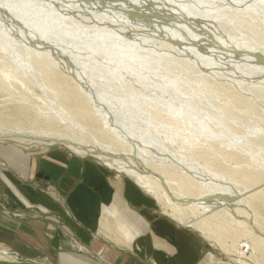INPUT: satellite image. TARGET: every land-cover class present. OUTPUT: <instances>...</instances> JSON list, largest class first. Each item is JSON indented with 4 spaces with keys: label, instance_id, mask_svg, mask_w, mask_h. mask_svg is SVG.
<instances>
[{
    "label": "rangeland",
    "instance_id": "1",
    "mask_svg": "<svg viewBox=\"0 0 264 264\" xmlns=\"http://www.w3.org/2000/svg\"><path fill=\"white\" fill-rule=\"evenodd\" d=\"M208 1L214 8L212 12L221 14L215 10H219L223 6L238 5L242 7L252 0ZM222 13L224 15L229 14V12ZM158 15L152 14V16ZM89 24L91 23L89 22ZM233 27L238 28L240 25L236 23ZM257 36L261 37L259 43L263 44L264 47V35ZM30 48L39 51H52L60 57H64L65 61H71L64 51L56 48V44H46L44 37L37 35L36 30L28 32L19 30L1 34L0 60L2 57H6L9 63L20 67L21 72L17 71L12 73L14 75L8 76L4 66L0 68V126L26 128L27 130H52L71 135L76 139H83L85 143L90 145L101 142L114 154H124L126 149L129 150V154L133 158L135 157L134 159L137 161L143 155L140 151L155 157L164 155L168 151L173 153L172 148H175V150L180 151V153H175L177 159L179 157L181 161H187V163L184 161L186 164L181 162L182 165L199 167L202 166V163H206L208 168L213 171V174L209 173L212 177H216L217 174H224L237 185V189L234 187L236 190L245 189L260 180L264 182V134H262L264 133V78L258 83L263 88L261 91L257 87L247 89L236 86L237 90L229 80L224 81L222 78V80L219 78L216 80L215 77L214 81L213 77L207 76L210 84L218 87L221 91L220 98L216 95L214 97L206 96L203 94L202 88L197 91L189 84L182 88L169 89L172 94L181 93L186 99H192L193 104L196 103L199 106L197 108L204 106L208 108V111L202 113L201 117L209 123L210 129L199 131L198 137L200 139L188 143L186 141L188 138H183L181 135L174 133L171 137L164 135L162 120L151 119L148 121L144 119L133 108V105H127L125 108L124 103L126 102L118 94L119 89L106 88L101 84L104 81L100 76L102 71L97 74L91 73L92 76L86 77V81L80 77L79 84L78 81L76 83L81 90L83 87L86 92L82 90L84 94H79L75 86L76 83L71 80L74 77H70L66 69H56L55 74H47L49 76L47 81L53 82L51 86L58 93L56 94L46 82L47 75L44 78V75L41 74L43 73L42 70L36 67L34 60L28 54ZM3 53L7 56H4ZM238 57L243 60L242 56L239 55ZM29 59H32V69H29ZM1 63L0 61V65ZM260 67L264 68V65L261 63ZM60 69L64 71V74ZM69 73L72 75L71 71ZM160 73L163 77L165 75L171 78L174 71L170 72L172 74L164 71ZM84 75L87 74L84 72ZM126 76L128 78L129 74ZM193 77L191 76V78ZM183 78L186 79V77ZM112 81L115 83V80ZM131 86L130 89H133ZM228 93L230 94L228 95ZM122 94L129 95V91H122ZM243 98H245V102H240L241 104L237 102ZM248 100L252 101V104H256L253 105L255 107L251 112H249L247 104L244 106ZM155 104L151 102L150 107L152 108ZM117 107L124 108V111L120 112L127 114V119L129 115L131 117L127 120L128 124H125V121L121 124L124 128L119 130L123 129L128 134L131 131L133 137L129 136V138H122L121 140L118 136L109 133V127L105 124V118L101 112L102 110L109 111L114 123H118L117 114L111 113L112 111L117 112ZM228 107H231L230 113L223 114L222 109L228 111ZM235 107L239 108L236 109ZM190 108L193 110L191 105ZM209 110L224 121H230L228 123L232 125L233 129L228 130L222 127L223 130L220 126L219 128V124L214 123L216 120H212L208 115L204 116L206 113H210ZM193 111L191 112L193 113ZM235 114L236 116H234ZM251 114L252 116H250ZM237 116L242 117L237 118ZM255 122H258L259 133L245 136L252 129H255L254 127L251 128ZM184 124L185 128L186 125ZM114 126L120 128L119 124H114ZM232 132L233 134H231ZM217 134L222 138L214 136H218ZM206 137L208 138L205 139ZM239 144L242 145L238 146ZM248 150L252 151L253 154ZM0 151H6L7 154V161L0 157V174L4 176L5 181H14L13 178L11 179L10 175H12L18 179L21 187L18 188L17 193L20 194L16 193L17 195L8 189L3 193L0 188V209L9 216L23 221L48 220L53 224V234L58 239L56 249L48 253L37 250L35 245L33 247L32 244H28L29 249H26L30 252L33 251L32 254L28 255H20L11 245L0 241V251L4 249L7 253L5 259L0 258V264H57L59 258L57 253L59 252L82 256L95 264H126L122 258L129 259V256L144 264H156V259H153L155 254L152 250L149 251V247L153 248L156 245L164 247L167 243L165 240H169V238H162L158 241L157 238H154V231L158 229L166 231V236L172 235L169 233L172 230H179L187 236L194 235L202 248L206 247L213 255L220 258L226 257V259L237 264H264V247L262 244L260 243V248H257L259 246L254 245L257 244L256 242L252 244V238L249 235L244 234L240 229H236L224 216L217 214V216L211 217L212 212L192 215L187 210L189 215L183 216L181 219L174 214L170 206L166 205L167 203L160 201L154 194L146 190L147 187L141 186L132 176L121 171L118 165H109L93 154L78 153L63 143L35 145L18 143L10 139H0ZM29 162L35 163L34 169L31 171L28 169V166L30 167ZM145 164L142 163V166L144 165L152 172L153 170L149 168L148 163ZM68 167L74 169L75 172H80L77 175L80 182L75 188L71 179H69L70 185L61 183L64 179L60 177L62 175L60 172H65ZM167 172L171 173L172 171L167 170ZM184 177L179 173H173L171 178L182 181ZM236 190L233 192L236 193ZM193 193L196 191L193 190ZM234 196L240 199L243 195L235 194ZM188 205V202H181L180 204L181 208ZM243 207L246 210L244 205L241 206V208ZM125 208H131L138 214H142L147 218L148 223L149 221L150 223L153 222L149 229H145V233L136 230L137 234L134 236L131 235L134 230H130L127 236L117 231L121 227H126L121 218L123 216L118 215L120 210ZM250 210L256 213L259 227H261L260 231L264 237V191L250 200ZM104 217L107 219L103 220ZM111 220L113 223L110 222ZM155 221L158 223H154ZM195 221L203 222L206 225L204 226L205 231L194 226ZM171 238L173 239V236ZM183 244H185L184 240H182V247H184ZM113 252L117 254L113 256ZM0 255H2L1 252ZM65 264H71V262Z\"/></svg>",
    "mask_w": 264,
    "mask_h": 264
},
{
    "label": "bare ground",
    "instance_id": "2",
    "mask_svg": "<svg viewBox=\"0 0 264 264\" xmlns=\"http://www.w3.org/2000/svg\"><path fill=\"white\" fill-rule=\"evenodd\" d=\"M213 9L208 0L184 2L182 0H0V35L19 30L24 32L36 30L37 35L44 37L46 44H56V48L64 51L71 60L67 62L64 57L52 51L30 48L28 54L34 60L36 67L42 70L41 74L44 78L49 73L55 74L56 69L63 68L70 77H74L71 80L76 83L80 77L86 81V77L92 76L91 73L97 74L102 71L104 75L100 73V76L104 81L101 84L106 88L119 89L118 94L126 102L124 107L133 105V108L148 121L162 120L164 135L171 137L174 133L188 138L186 140L188 143H193L200 139L199 131L209 128V123L201 117L208 108L205 106L197 108L199 106L196 103L193 104L192 99H186L181 93L172 94L169 89L182 88L189 84L197 91L202 88L206 96L216 95L220 98L221 91L210 84L207 80L209 76L213 77L214 81L215 77L216 80L217 78L229 80L237 90L239 86L247 89L257 87L263 90L258 83L264 78V68L260 67L261 63L264 65V47L259 43L261 37L257 35H264V0H252L242 7L223 6L215 10L221 14H214ZM222 12H229V14L224 15ZM152 14L159 15L152 16ZM236 23L240 27H233ZM239 55L243 60L238 57ZM4 56L7 55L4 54ZM1 59L0 68L4 66L6 75L12 76L14 75L12 73L21 72L20 67L9 63L6 57ZM32 59H29V69L33 68ZM83 67L85 69H82ZM162 71L168 74H172L170 73L172 71L174 73L169 78V75V77L165 75L163 77L160 73ZM61 72L64 74L63 70ZM84 72L88 76L84 75ZM127 74H129L128 78H126ZM191 76L194 77L191 78ZM48 77L47 75L46 82L55 91L51 86L53 82L47 81ZM112 80H115V83ZM77 83L79 84V81ZM77 83L75 86L79 94H84L86 90L81 86L83 92ZM130 86L133 89H130ZM122 91H129V95L122 94ZM55 93L58 94L56 91ZM228 95L226 96L229 98ZM244 99L237 102L243 103ZM151 102L156 103L152 108ZM246 104L249 112L254 110L255 103L252 104V101L248 100L244 106ZM190 105L194 111L189 109ZM230 109L231 107L228 111L222 109L223 114L230 113ZM120 111H124V108L117 107V112H111L117 114L118 123H114L109 111L102 110L101 114L109 127V133L122 140L134 135L131 131L128 134L123 129L119 130L124 128L121 124L124 121L128 124L127 120L131 118L129 115L127 119V114ZM209 112L204 116L208 115L212 120H216L214 123L219 124L218 127L233 129L228 123L230 121H224L211 110ZM182 122L185 123H183L186 125L185 128ZM114 124H119L120 128ZM258 126V122H255L251 127L255 129L245 136L257 135ZM108 131L105 130V132ZM217 135L214 136L222 138L219 134ZM0 139L35 145L63 143L78 153L93 154L109 165H118L121 171L132 176L141 186L147 187L146 190L160 201L167 203L166 205L172 208L177 217L183 219V216L189 215L187 210L192 215L212 212L211 217H215L220 214L236 229L249 235L252 238V244L256 242L258 245H254L257 247L261 243L264 247V237L260 231L257 215L250 210V200L264 191V182L261 180L245 189L236 190L237 185L224 174L212 177L209 173L213 171L206 163H202L199 167L184 166L187 161L184 157L182 159L186 163L179 157L177 159L175 153L180 151L175 148H172L173 153L168 151L164 155L152 157L137 147L143 153L137 161L127 149L124 154H114L101 142L90 145L83 139H76L71 135L52 130H27L0 126ZM240 145L242 144L238 146ZM250 153L253 154L252 151ZM181 162L184 164L182 165ZM142 163L144 165L148 163L153 171L142 166ZM167 170L172 172L168 173ZM173 173L184 175V180L177 181L171 178ZM193 190L196 193H193ZM234 190L236 193L233 192ZM235 194L243 196L238 199L234 196ZM181 202H188L189 205L181 208ZM242 205L246 207V210L244 207L241 208ZM194 226L205 231L206 225L203 222L195 221ZM0 252L2 253L0 258L5 259L6 251L3 249Z\"/></svg>",
    "mask_w": 264,
    "mask_h": 264
},
{
    "label": "crops",
    "instance_id": "3",
    "mask_svg": "<svg viewBox=\"0 0 264 264\" xmlns=\"http://www.w3.org/2000/svg\"><path fill=\"white\" fill-rule=\"evenodd\" d=\"M0 157L3 160L7 161L6 151L4 152L0 151ZM8 157H10L9 154ZM34 164H35L34 162H29L30 167L28 166V169L30 171L31 169H34ZM63 164L65 166L64 162ZM60 174H62L60 175V177L64 179V180L61 179L62 184L70 185L69 179H71V183H74L73 187L75 188V186L80 182L77 176L80 174V172H75V170L72 169L71 167H68V169L65 172H60ZM10 176L11 179L13 178L12 180L14 181H5L4 176L0 174V178H1L0 188L2 192L3 191L5 192V190L8 189V191H11L12 193H14V195L20 194L17 193L18 188H21L19 186L18 179H15L12 175ZM118 215L123 216L121 218L124 221L126 227L122 228L120 226L121 229L120 230L117 229V231L120 233H124L127 236L129 235L130 230H134L131 233V235L134 236L135 234H137L136 230L145 233V229H149L151 223H153V222L150 223V221L148 223L147 218H145V216H143L142 214H138L136 211H134L131 208L121 209ZM106 219H107L106 217L103 218V220ZM110 222L113 223V220H111ZM156 222L157 221H155L154 223ZM75 232L77 233L76 230ZM165 232L158 229L154 231L153 237L157 238L158 241L159 239L161 240L162 238H169L168 241L165 240L168 243V245H166L167 243L165 242L164 245L162 242L164 247L156 245L155 247L152 248L148 246L149 251L152 250L153 253L155 254L153 259L154 260L156 259L155 260L156 264H237L235 262H231L229 259H226V257H221L222 258L221 259L220 257L213 255L207 250L206 247L202 248L198 243L197 237H195L194 235L187 236V235H183L179 230H172L169 231V233H171L172 235L166 236ZM53 233H54L53 224L50 223L48 220L23 221L22 219L9 216L6 212H3V210L0 209V241L6 243L7 245L8 244L11 245L17 252L20 253V255L21 254L28 255L33 253L32 250H31L32 253L30 252V250H27L29 249L27 247L28 244L29 245L32 244L33 247L35 245L36 246L35 248L37 250L39 249L44 253H48L49 251L52 252V250H55L58 244V239L54 236ZM172 236L173 239L171 238ZM182 240H184L185 243L183 244L184 247H182ZM114 254L117 253L113 252V256ZM57 255L59 256L57 260V264H65L68 262H71V264H81V263L95 264L93 263V261L89 262L87 258L75 254L70 255L69 253L59 252L57 253ZM122 259L125 260L126 264H144L138 259L135 258L133 259L131 256H129V259L128 258L126 259L122 258Z\"/></svg>",
    "mask_w": 264,
    "mask_h": 264
}]
</instances>
